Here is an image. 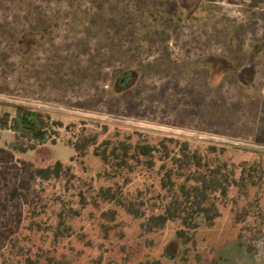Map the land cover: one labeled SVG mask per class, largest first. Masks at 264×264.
I'll return each instance as SVG.
<instances>
[{"label":"rangeland","instance_id":"374dc122","mask_svg":"<svg viewBox=\"0 0 264 264\" xmlns=\"http://www.w3.org/2000/svg\"><path fill=\"white\" fill-rule=\"evenodd\" d=\"M17 107L49 137L0 128V264H264V177L228 183L264 169V0H0V115ZM89 137L109 154L155 150L116 170L93 147L75 156ZM183 142L228 178L188 243L178 222L142 227L194 183L175 163ZM57 160L70 168L32 177Z\"/></svg>","mask_w":264,"mask_h":264},{"label":"trees","instance_id":"16d2710c","mask_svg":"<svg viewBox=\"0 0 264 264\" xmlns=\"http://www.w3.org/2000/svg\"><path fill=\"white\" fill-rule=\"evenodd\" d=\"M0 128H11L25 137H29L37 142L45 143L49 137L48 130L45 129L44 120L38 112L26 109L25 107H17V115L10 119V114L0 115ZM93 147L94 155L99 157L105 165L121 168L129 164L132 160L148 159L153 156L154 147L148 143H138L133 146H123L121 154H117L113 150L108 153V147L99 146L94 137L85 139L82 144H75L73 150L75 156L84 157L87 149ZM12 150L19 152H27L36 148L35 143L29 145L12 143ZM13 155V152H10ZM115 161H110L112 159ZM202 156L196 152H191L187 142L181 145V153L176 157L175 163L180 168H187L188 176L194 181L192 184L182 183L178 188L170 190V200L163 208V211L157 215H153L142 223L145 229L152 226L165 225L168 222L175 221L180 224L177 230V237L183 243H188L191 238L190 232L195 231L203 225L210 226L219 214V205L217 201L228 195V178L222 172L220 166L209 168L207 172L203 171L204 164ZM149 160V159H148ZM189 160V161H187ZM187 164L186 166H184ZM191 166V167H190ZM177 169H168L167 176L172 179L177 174ZM70 166H65L60 160L47 166L40 167L32 174L33 178L50 179L51 177L60 176ZM224 174V175H223ZM185 176V174H182ZM264 177V169L258 165L242 167L239 176L233 178L228 183L237 189H243L248 186L258 185ZM101 195L106 199H112L120 202V199L111 187L101 189ZM130 204L125 205L130 209ZM34 264V263H31ZM53 264H65L61 260L53 258ZM141 264H151L149 262ZM153 264H161L155 261Z\"/></svg>","mask_w":264,"mask_h":264},{"label":"flooded vegetation","instance_id":"af4514ba","mask_svg":"<svg viewBox=\"0 0 264 264\" xmlns=\"http://www.w3.org/2000/svg\"><path fill=\"white\" fill-rule=\"evenodd\" d=\"M250 66H251V64H247V68H248V69H247V72L249 73V75H250V72H251L252 74H254V72H255V71H254L255 69L253 70V68L250 67Z\"/></svg>","mask_w":264,"mask_h":264}]
</instances>
